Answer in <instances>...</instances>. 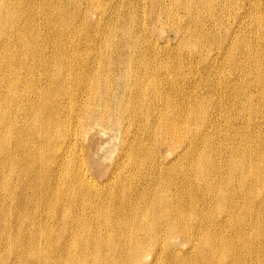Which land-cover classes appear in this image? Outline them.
I'll list each match as a JSON object with an SVG mask.
<instances>
[{"label":"bare ground","instance_id":"1","mask_svg":"<svg viewBox=\"0 0 264 264\" xmlns=\"http://www.w3.org/2000/svg\"><path fill=\"white\" fill-rule=\"evenodd\" d=\"M90 2L0 0V264H264V0H150L198 78Z\"/></svg>","mask_w":264,"mask_h":264},{"label":"rangeland","instance_id":"2","mask_svg":"<svg viewBox=\"0 0 264 264\" xmlns=\"http://www.w3.org/2000/svg\"><path fill=\"white\" fill-rule=\"evenodd\" d=\"M131 1V2H130ZM137 1V2H136ZM251 0H239L238 2H237V0H229V3H230V7H231V11H232V13H236L237 12V18L236 19H234L233 20V18H231V17H229V15H226L225 16V21L229 24V25H231V24H233L232 25V32H234V33H236V30L238 29V26H237V20H239V16L241 15V17L243 16H245V12H246V10H249L250 8H251V6H252V4L251 3H253V0L250 2ZM86 2H88V3H86ZM92 2V1H91ZM91 2H90V0H83V7L84 8H89L90 7V5L89 4H91ZM134 2V4H136L137 6H139L140 4V6L139 7H137V10L138 11H136V13H137V15L139 14V22L141 23V24H139V23H137V24H135L134 26H135V28H140L141 30H143L144 31V29L148 32V33H146V31H145V39H150V40H152V41H154L155 42V44H156V48H161V49H163V50H165L166 51V49H168V50H172V52H175V51H178V50H183V54H185L186 52L187 53H192V52H196L195 54L196 55H198L197 56V58H200L199 60V63H198V60L196 59V61L194 62V63H187V62H184L183 61V64H184V67H183V69L185 70V71H189V68H191L190 70H192V75H191V77L193 78L194 76V78H198V69L199 68H201V67H203V65H204V63L203 62H201V56H205L206 54L205 53H208V51H207V47L205 46H202V44L204 45V40H202V38H198L197 40H196V38H195V40H196V44H197V46H193L192 44L189 46V48L187 47H184L183 46V43H184V41L187 39V38H185V37H187L186 35H185V32H184V29H181V31L180 30H177V27L179 26V23L177 24H175L174 22H172V21H166V18H165V16H163L162 18H161V21L159 20V21H155V22H151V19H153V18H155V14H154V12L152 11V12H150L151 10H150V0H134L133 1ZM133 2H132V0H129L128 2H127V0H99V1H96V0H94V4H98V5H100L101 7H102V5H105V6H103V7H106L107 5V10H108V14H113V15H122L121 17L122 18H127L128 16H129V11L132 9V4H133ZM140 4H139V3ZM116 4V6H115V4ZM85 4V5H84ZM111 4V5H110ZM119 5V6H118ZM242 5V6H241ZM236 6H237V8H236ZM100 7V8H101ZM115 7V8H114ZM95 9L93 10L91 7L89 8L90 9V11L91 12H93V16H92V19H97V16L96 15H98L99 16V12L96 10V6L94 7ZM100 8H98V9H100ZM115 10H114V9ZM145 8V9H144ZM92 9V10H91ZM117 9V10H116ZM114 12H113V11ZM120 10V11H119ZM124 12V15H123V12ZM126 11V12H125ZM204 12H203V14H204V16L206 15L207 16V19H210L209 17H212L211 16V14L208 12V10L207 9H204L203 10ZM233 11H235V12H233ZM261 11H263V10H261ZM118 12H120V13H118ZM131 12V11H130ZM206 12V13H205ZM153 13V14H152ZM145 14V15H144ZM182 14H184L183 13V11H181V15ZM140 15H141V19H140ZM209 15V16H208ZM125 16V17H124ZM150 16V17H149ZM247 17V16H246ZM162 19H165V20H162ZM189 19V18H188ZM230 20V21H229ZM253 23H255V18H251L250 19ZM166 21V22H165ZM239 23V22H238ZM163 24V25H162ZM140 26V27H139ZM205 27H209V28H211L212 29V25H211V23L210 22H205ZM236 27V28H235ZM156 30V32H154L153 30ZM235 29V30H234ZM249 29V28H248ZM251 29V28H250ZM226 30L227 29H224L220 34H223V35H225L226 34ZM251 30H253V29H251ZM221 31V29H216V30H214V32H220ZM254 32L252 33V36H253V38H254V40H256L255 38H256V35L258 34V32L256 31V30H253ZM227 32H229V31H227ZM238 32V31H237ZM240 32V31H239ZM100 35V34H99ZM99 35H98V37H99ZM101 36V35H100ZM97 37V38H98ZM184 38H185V40H184ZM184 40V41H183ZM201 40V41H200ZM142 41H144L143 39H142ZM180 41V42H179ZM158 44H157V43ZM164 42V43H163ZM168 42V43H167ZM180 43V44H179ZM190 44V43H189ZM199 44V45H198ZM143 45H145V44H142V42L140 43V46H141V48H142V46ZM158 45V46H157ZM159 45H160V47H159ZM165 45V47H163ZM177 45V46H176ZM181 45V46H180ZM169 46V47H168ZM180 46V48L178 49L177 47H179ZM192 46V47H191ZM201 48H200V47ZM182 47V48H181ZM143 48H144V46H143ZM172 48V49H171ZM191 48H192V50H191ZM192 51V52H189V51ZM208 50H211L210 52H214L215 50L214 49H208ZM206 51V52H205ZM181 53V52H180ZM204 54V55H203ZM201 55V56H200ZM165 58V57H164ZM176 58H178V57H174L173 59L175 60ZM166 61H168V60H166ZM209 62H211V60L209 61ZM187 63V64H186ZM194 65V66H193ZM196 66V67H195ZM204 68V67H203ZM193 69H194V71H193ZM211 77H215V79H217V77L216 76H211ZM108 138V139H107ZM116 140V139H115ZM115 140H113L112 139V137H110L109 135H106V134H101V135H99V137H97V139H96V146H95V150H94V156H95V159L98 161V162H101V160H102V163H101V168H102V170H106L112 163H113V161H114V159H115V157H116V153H114L113 152V149H114V147H115V145H116V141ZM109 141V142H108ZM113 141V142H112ZM112 142V143H111ZM110 143V144H109ZM114 143H115V145H114ZM112 144V145H111ZM100 146V147H99ZM103 147V148H102ZM112 147V148H111ZM106 148V149H105ZM105 149V150H104ZM104 150V151H103ZM102 152H104V153H102ZM111 156H112V158H111ZM110 160H111V162H110ZM94 171H95V176H96V178H98L101 182H105V176H104V174L103 173H100L99 171L100 170H98V168H97V170L96 169H94Z\"/></svg>","mask_w":264,"mask_h":264}]
</instances>
